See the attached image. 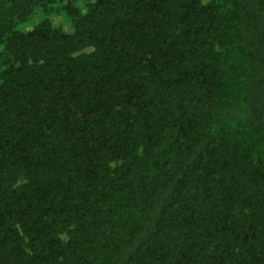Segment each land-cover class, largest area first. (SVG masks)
I'll return each mask as SVG.
<instances>
[{
  "label": "trees",
  "instance_id": "16d2710c",
  "mask_svg": "<svg viewBox=\"0 0 264 264\" xmlns=\"http://www.w3.org/2000/svg\"><path fill=\"white\" fill-rule=\"evenodd\" d=\"M0 264H264V0H0Z\"/></svg>",
  "mask_w": 264,
  "mask_h": 264
},
{
  "label": "rangeland",
  "instance_id": "374dc122",
  "mask_svg": "<svg viewBox=\"0 0 264 264\" xmlns=\"http://www.w3.org/2000/svg\"><path fill=\"white\" fill-rule=\"evenodd\" d=\"M70 1L74 2L81 9H84L85 3L88 0H70ZM61 5H62L61 3L56 4L57 7L59 6V8H61L60 7ZM47 17L50 18L52 22H54V24L60 25L63 28V30L68 32L71 30L70 23L61 10L57 9L55 12H51ZM41 18H43V16L39 11H37L36 15L34 16V19L28 20L25 24H22L21 27H29L33 25L34 22L38 21Z\"/></svg>",
  "mask_w": 264,
  "mask_h": 264
}]
</instances>
